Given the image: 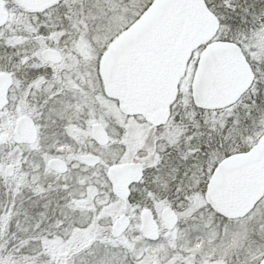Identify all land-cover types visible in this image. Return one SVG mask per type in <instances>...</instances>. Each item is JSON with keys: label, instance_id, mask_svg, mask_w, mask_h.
I'll use <instances>...</instances> for the list:
<instances>
[{"label": "snow or ice", "instance_id": "obj_1", "mask_svg": "<svg viewBox=\"0 0 264 264\" xmlns=\"http://www.w3.org/2000/svg\"><path fill=\"white\" fill-rule=\"evenodd\" d=\"M0 264H264V0H0Z\"/></svg>", "mask_w": 264, "mask_h": 264}]
</instances>
